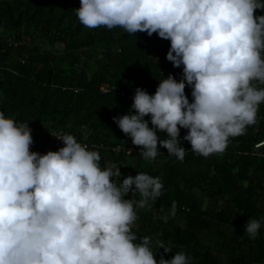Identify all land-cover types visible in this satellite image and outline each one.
Returning a JSON list of instances; mask_svg holds the SVG:
<instances>
[{
  "label": "clouds",
  "instance_id": "clouds-1",
  "mask_svg": "<svg viewBox=\"0 0 264 264\" xmlns=\"http://www.w3.org/2000/svg\"><path fill=\"white\" fill-rule=\"evenodd\" d=\"M79 4L76 16L84 27L156 33L170 41L166 59L174 67L183 65L180 81L169 74L152 95L136 88L130 111L113 117L143 159L161 155L159 143L183 161L181 128L192 152L205 158L223 154L230 138L257 123L264 103V87L257 86H264V15L255 12L264 11V0ZM158 132L167 138L160 139ZM56 138L63 142L58 150L31 151L28 123L0 111V264H191L184 252L157 260L159 249L165 254L172 249L157 240L154 252L150 237L137 242L132 231L136 209L151 208L161 196L159 177L137 173L119 182L120 167H102L98 151L71 134ZM261 226V220L248 219L244 232L255 240Z\"/></svg>",
  "mask_w": 264,
  "mask_h": 264
},
{
  "label": "trees",
  "instance_id": "trees-1",
  "mask_svg": "<svg viewBox=\"0 0 264 264\" xmlns=\"http://www.w3.org/2000/svg\"><path fill=\"white\" fill-rule=\"evenodd\" d=\"M79 6V0H0V111L28 123L31 151L63 147L62 141L51 145L61 130L98 151L102 167H120L119 182L137 173L159 177L161 196L151 208L136 209L132 227L137 242L152 239L154 252L157 240L172 249H159L157 260L184 252L191 264H264V103L257 123L230 138L223 154L205 158L192 152L181 128L183 161L159 143L161 155L146 161L113 117L130 111L136 88L152 95L169 74L180 81L183 65L166 59L170 41L156 33L84 27L76 16ZM185 94L191 102L187 84ZM248 219L262 221L255 240L244 232Z\"/></svg>",
  "mask_w": 264,
  "mask_h": 264
},
{
  "label": "built area",
  "instance_id": "built-area-1",
  "mask_svg": "<svg viewBox=\"0 0 264 264\" xmlns=\"http://www.w3.org/2000/svg\"><path fill=\"white\" fill-rule=\"evenodd\" d=\"M64 134V132L63 131H61V130H58V131H56V132H54V134H53V137L51 138V145L53 146V147H56V146H58L59 145V142H60V140H58L56 137H58L60 134ZM77 142H79V141H77ZM264 142V141H263ZM80 143V142H79ZM262 143H259V144H257V145H255V146H259V145H261ZM86 145V144H85ZM117 149H119V147H117ZM130 150L128 149L127 150V152H129Z\"/></svg>",
  "mask_w": 264,
  "mask_h": 264
},
{
  "label": "rangeland",
  "instance_id": "rangeland-1",
  "mask_svg": "<svg viewBox=\"0 0 264 264\" xmlns=\"http://www.w3.org/2000/svg\"><path fill=\"white\" fill-rule=\"evenodd\" d=\"M102 89L105 91V90H108V89H110V88H107V87H102Z\"/></svg>",
  "mask_w": 264,
  "mask_h": 264
}]
</instances>
